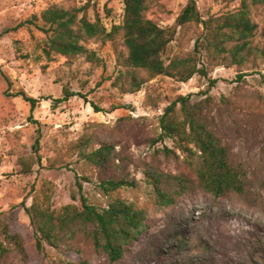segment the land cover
Segmentation results:
<instances>
[{
  "label": "rangeland",
  "instance_id": "obj_1",
  "mask_svg": "<svg viewBox=\"0 0 264 264\" xmlns=\"http://www.w3.org/2000/svg\"><path fill=\"white\" fill-rule=\"evenodd\" d=\"M196 2L204 19L240 6L224 0ZM187 3L155 0L148 18L162 27L173 26ZM53 5L86 7L88 16L100 18L107 28L123 20V0H0V215L23 237L28 254L27 261L10 256L3 264L79 259L44 241L39 251L24 205L31 207L44 194L53 209L80 204L82 195L97 206L106 205L97 186L99 170L80 155L78 144L86 134L110 138L117 145L119 159L110 164L108 174L139 185L116 195L147 207L152 218L151 227L115 264H264V65L246 71L243 80L238 79L237 67L211 69L208 78L195 76L188 83L158 77L139 93L123 95L111 86L118 71L111 44L89 46L104 66L83 58L70 63L59 55L46 56V35L28 22ZM253 18L262 28L264 8L254 9ZM201 31L192 29L178 37L166 56L193 50ZM65 86L86 99L76 96L54 103L64 97ZM19 93L36 99V108ZM188 95L201 103L210 129L228 145L231 159L246 164L248 191L215 198L194 183L175 205L156 211L144 182L146 166L187 175L195 182L182 153L169 158L157 153L164 146L172 149L169 140L152 144L164 109L177 96ZM93 104L103 112L97 113ZM85 249L90 264H111L90 245Z\"/></svg>",
  "mask_w": 264,
  "mask_h": 264
},
{
  "label": "trees",
  "instance_id": "obj_2",
  "mask_svg": "<svg viewBox=\"0 0 264 264\" xmlns=\"http://www.w3.org/2000/svg\"><path fill=\"white\" fill-rule=\"evenodd\" d=\"M154 1L123 0V20L110 28L98 17L91 19L86 7L58 5L48 7L28 23L46 35V56L59 55L70 63L83 58L92 65L104 66L97 51L89 46L111 44L118 69L111 86L123 95L139 93L158 77L188 83L195 76L208 78L211 69L237 67L238 79L243 80L246 71L254 72L264 65V26L261 28L253 18V10L264 8V0H224L227 4L239 2L240 6L207 19L200 14L196 0H188L170 27H162L148 18ZM192 29H202L197 33L193 50L166 56L171 44ZM63 95L54 103L67 102L76 96L86 99L68 86L64 87ZM19 96L32 109L36 108V99L24 93ZM93 108L97 113L103 112L94 104ZM203 110L200 102H192V95L177 96L158 118L159 132L152 144L169 140L173 147L164 146L157 153L168 158L182 153L195 182L187 175L168 174L146 166L144 182L156 211L175 205L194 183L215 198L244 195L248 191L246 164L231 159L228 145L210 129ZM78 147L82 160L99 170L97 186L107 198L106 205L97 206L82 195L80 204L53 209L47 194L35 198L31 207H24L36 233L37 248L42 251L44 241L79 256L77 261L61 264H90L85 249L90 245L111 264L120 263L128 248L151 227L150 211L116 195L127 187L137 188L139 182L108 174L110 164L119 159L117 145L110 138L86 134ZM23 166L29 170L26 163ZM78 186L83 191L79 181ZM10 256L28 259L23 237L13 233L8 221L0 215V264Z\"/></svg>",
  "mask_w": 264,
  "mask_h": 264
}]
</instances>
